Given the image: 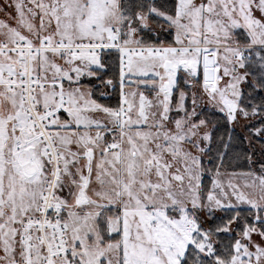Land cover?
Returning a JSON list of instances; mask_svg holds the SVG:
<instances>
[{
    "label": "snow or ice",
    "instance_id": "snow-or-ice-1",
    "mask_svg": "<svg viewBox=\"0 0 264 264\" xmlns=\"http://www.w3.org/2000/svg\"><path fill=\"white\" fill-rule=\"evenodd\" d=\"M0 264H264V0H0Z\"/></svg>",
    "mask_w": 264,
    "mask_h": 264
}]
</instances>
